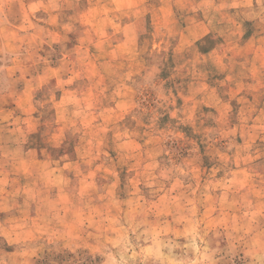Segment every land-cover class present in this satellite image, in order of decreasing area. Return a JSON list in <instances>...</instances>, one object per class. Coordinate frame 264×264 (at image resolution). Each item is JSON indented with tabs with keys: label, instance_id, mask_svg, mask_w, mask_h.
Here are the masks:
<instances>
[{
	"label": "rangeland",
	"instance_id": "obj_1",
	"mask_svg": "<svg viewBox=\"0 0 264 264\" xmlns=\"http://www.w3.org/2000/svg\"><path fill=\"white\" fill-rule=\"evenodd\" d=\"M0 264H264V0H0Z\"/></svg>",
	"mask_w": 264,
	"mask_h": 264
}]
</instances>
